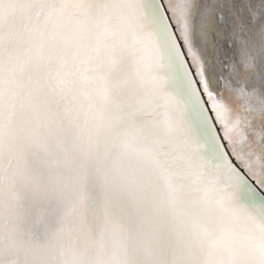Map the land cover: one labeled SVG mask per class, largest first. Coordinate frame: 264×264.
<instances>
[{
	"label": "snow or ice",
	"instance_id": "1",
	"mask_svg": "<svg viewBox=\"0 0 264 264\" xmlns=\"http://www.w3.org/2000/svg\"><path fill=\"white\" fill-rule=\"evenodd\" d=\"M245 7L210 76L213 3L0 0V264H264V0Z\"/></svg>",
	"mask_w": 264,
	"mask_h": 264
},
{
	"label": "bare ground",
	"instance_id": "2",
	"mask_svg": "<svg viewBox=\"0 0 264 264\" xmlns=\"http://www.w3.org/2000/svg\"><path fill=\"white\" fill-rule=\"evenodd\" d=\"M199 2L213 3L216 12L197 17L192 32L193 46L203 57L210 76L226 75V65L235 55L234 51H230L238 46L235 38L230 37L234 31L237 36L241 34L238 18L244 31L250 28L245 7L248 0H199ZM252 2L257 3L258 0ZM255 38L258 42H264V21H260L255 29ZM213 84L218 86L219 81L213 79Z\"/></svg>",
	"mask_w": 264,
	"mask_h": 264
},
{
	"label": "water",
	"instance_id": "3",
	"mask_svg": "<svg viewBox=\"0 0 264 264\" xmlns=\"http://www.w3.org/2000/svg\"><path fill=\"white\" fill-rule=\"evenodd\" d=\"M231 48H232V47H231ZM233 51L235 52V49L232 48V50H231L230 52H233ZM230 59H231V58H230ZM230 59H229V61H230ZM228 63H229V62H228Z\"/></svg>",
	"mask_w": 264,
	"mask_h": 264
}]
</instances>
